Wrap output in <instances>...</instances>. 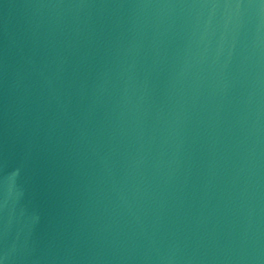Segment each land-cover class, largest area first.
Instances as JSON below:
<instances>
[{"label":"water","instance_id":"water-1","mask_svg":"<svg viewBox=\"0 0 264 264\" xmlns=\"http://www.w3.org/2000/svg\"><path fill=\"white\" fill-rule=\"evenodd\" d=\"M144 264H264V0H141Z\"/></svg>","mask_w":264,"mask_h":264}]
</instances>
